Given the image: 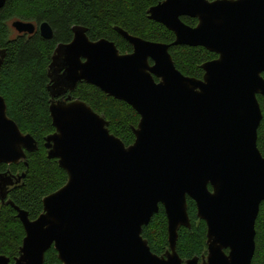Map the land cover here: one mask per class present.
Here are the masks:
<instances>
[{"label":"water","instance_id":"1","mask_svg":"<svg viewBox=\"0 0 264 264\" xmlns=\"http://www.w3.org/2000/svg\"><path fill=\"white\" fill-rule=\"evenodd\" d=\"M182 16L197 23L188 25ZM147 17L174 40H146L115 26L132 47L121 53L113 41L90 40L86 27L73 25L72 38L56 44L47 86L54 131L44 147L67 178L43 196L41 213L30 219L7 199V188L24 173L0 172V201L15 209L25 233L13 262L0 254V264H43L50 247L62 264H251L264 200V154L256 144L262 118L257 95L264 96V0H162ZM11 26L18 33L38 30L46 39L53 34L46 21L15 19ZM180 44L217 55L201 64L200 78L175 67L169 47ZM4 56L0 49V66ZM82 81L138 113L131 143L67 94ZM36 149L32 135L8 117L0 95V164L18 163ZM187 197L206 224V254L182 261L176 241L178 229L190 227ZM159 205L168 242L162 254L142 236Z\"/></svg>","mask_w":264,"mask_h":264},{"label":"trees","instance_id":"2","mask_svg":"<svg viewBox=\"0 0 264 264\" xmlns=\"http://www.w3.org/2000/svg\"><path fill=\"white\" fill-rule=\"evenodd\" d=\"M160 1L5 0L0 8V49H5L0 66V95L6 102L8 117L23 133L32 135L37 144V149L25 152V158L20 162L0 164V172L13 176L24 173L18 183L7 188V199L25 210L30 219L41 213L43 196L59 188L67 178L57 160L47 157L44 147V138L54 131L48 109L51 97L47 86L48 67L56 44L72 38L73 25L86 27L90 40L104 37L113 41L121 53L130 52L132 47L117 33L115 26L146 40L171 43L174 34L147 17L148 8ZM14 19L34 23L46 21L53 34L46 39L34 31L11 38L7 21ZM181 19L191 26L197 23L196 18L189 16ZM169 53L181 73L198 78L203 74L201 64L217 56L202 46L184 44L171 45ZM67 94L84 101L101 115L108 123L109 132L125 144L134 140L131 128L137 125L139 115L130 105L84 81L78 82ZM257 99L262 118L257 128L256 144L264 154V96L258 94ZM186 201L190 227L181 226L176 241V251L181 258L199 256L206 248V224L196 216L194 201L189 197ZM153 225L158 227L154 232ZM166 232V215L159 205L158 212L142 229V236L152 252L161 254L162 246L166 244ZM24 234L15 209L0 202V254L8 256L10 262L17 256ZM43 264H62L53 247L45 252ZM251 264H264V200L255 220V250Z\"/></svg>","mask_w":264,"mask_h":264},{"label":"rangeland","instance_id":"3","mask_svg":"<svg viewBox=\"0 0 264 264\" xmlns=\"http://www.w3.org/2000/svg\"><path fill=\"white\" fill-rule=\"evenodd\" d=\"M15 20V19H14ZM13 20H8L7 21V25H8V28H9V36L11 37V38H13V37H15L16 35H18V32L11 26V22H12ZM131 130H132V128H131ZM1 202V201H0ZM2 203V202H1ZM4 203V202H3ZM196 207V206H195ZM158 229V227H156V226H154L153 225V228H152V231L154 232V231H156ZM167 230V229H166ZM178 231H179V229H178ZM165 238H166V244H163V246H162V252H161V254L162 253H164L166 250H168V242H167V232H166V236H165ZM161 242H163V239H162V241ZM203 254H206V248L204 249V251L199 255V257L201 256V255H203ZM193 256H195V255H193ZM193 256H191V257H193ZM191 257H187V258H181L182 259V261L183 260H185V259H188V258H191Z\"/></svg>","mask_w":264,"mask_h":264},{"label":"flooded vegetation","instance_id":"4","mask_svg":"<svg viewBox=\"0 0 264 264\" xmlns=\"http://www.w3.org/2000/svg\"><path fill=\"white\" fill-rule=\"evenodd\" d=\"M35 31H38V30H35ZM18 34L20 35V34H27V33H18ZM150 63H151V62H150ZM63 96H65V95H63Z\"/></svg>","mask_w":264,"mask_h":264}]
</instances>
